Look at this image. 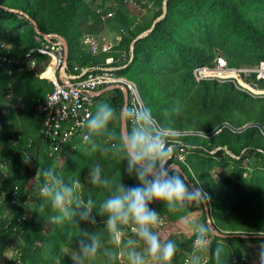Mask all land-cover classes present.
I'll return each mask as SVG.
<instances>
[{"label": "trees", "instance_id": "1", "mask_svg": "<svg viewBox=\"0 0 264 264\" xmlns=\"http://www.w3.org/2000/svg\"><path fill=\"white\" fill-rule=\"evenodd\" d=\"M163 1L134 0V6L124 0H0V57L12 61L5 66L0 62V264H56L57 258L60 264H71L79 227L100 234L101 247L88 264H119L120 260L128 264L120 253L128 239H135L133 225L124 226L123 242L115 245L104 230L106 217L96 213L116 185L122 182L128 188L139 184L128 175L123 155L106 151L118 139L96 138L95 150L86 142L75 150L49 155L43 142L44 116L36 106L52 91L47 77L50 72L42 78L37 75L50 58L39 57L34 69L23 64L24 54L48 39L37 35L24 15L7 9L23 12L42 34L65 40L68 71L75 65L81 69L118 68L115 74L137 86L144 106L152 109L160 125L170 131L208 136L176 137L188 146L191 172L176 160L175 148L169 161L180 166L189 183H200L209 196L207 205L215 229L232 236L221 238L209 231L204 264H216L211 252L217 246L223 249L221 264H232L234 259L238 264H250L252 248L259 251L264 244V239L254 238L264 235V96L253 97L231 82L196 83L193 77L195 68L212 67L217 57L225 58L233 68L264 60V0H167L165 16L137 39L162 15ZM108 12H113V17L103 20ZM107 29L121 37L111 52L92 55L82 46L84 36L100 38ZM2 44L7 49L1 48ZM110 57L113 63L106 65ZM256 86L264 90V81ZM97 100L116 109L117 118L110 128L119 133L122 92L106 91ZM97 164L110 186L92 183L89 171ZM39 168H53L65 183L80 182L81 198L86 202L91 195L96 204L94 225L81 221L78 226L75 217L61 225L47 223L52 213L50 207H41L43 177L35 181ZM13 191L17 192L15 199ZM29 195H33L30 201ZM150 208L165 222L157 224L154 231L162 240L170 239L177 245L171 264H184L193 253L196 230L190 232L191 223L206 224L203 204L192 202L178 212H169L156 202ZM24 210L27 219L18 224ZM13 249L16 254L7 259L6 253ZM137 250H141L139 245ZM106 251H112L114 258Z\"/></svg>", "mask_w": 264, "mask_h": 264}, {"label": "clouds", "instance_id": "2", "mask_svg": "<svg viewBox=\"0 0 264 264\" xmlns=\"http://www.w3.org/2000/svg\"><path fill=\"white\" fill-rule=\"evenodd\" d=\"M119 115L131 127L117 133L110 128L117 118L116 109L106 102L98 104L95 113L86 120L88 135L85 140L95 150L96 138L118 139L106 151L122 154L123 161H127L128 175L134 176L139 184L128 188L122 182L116 185L115 190L100 203L96 214L106 217L104 230L115 245L123 242L124 226L133 225L131 231L135 239H128L126 248L120 253L127 257L128 264H171L177 245L173 240H162L154 231L160 214L150 205L162 203L169 212H178L192 202L206 204L209 196L199 182L189 183L183 172L169 162L174 151L169 143L170 130L157 122L150 107L132 105L123 108ZM89 175L93 184L111 185L110 180L101 177L98 164L90 169ZM40 177H43L39 188L41 207H50L52 213L47 219L49 225H61L73 217L78 226L81 221L95 224L93 209L96 204L91 195L86 202L81 198L82 185L78 180L65 183L53 168H39L35 181L38 182ZM209 231L206 224L197 227L189 264H199L198 253L208 251ZM138 245L141 250H137ZM100 247L99 231L89 232L79 227V239L70 257L71 264H86L97 255ZM222 251V247L217 246L211 252L216 264H221ZM105 254L110 259L115 256L112 251ZM56 264H60L59 258ZM258 264H264V244L260 245Z\"/></svg>", "mask_w": 264, "mask_h": 264}, {"label": "built area", "instance_id": "3", "mask_svg": "<svg viewBox=\"0 0 264 264\" xmlns=\"http://www.w3.org/2000/svg\"><path fill=\"white\" fill-rule=\"evenodd\" d=\"M124 2L136 6L134 0H124ZM99 12L101 10H97V13ZM113 14V12H108L103 16V20L113 17ZM46 39H48L46 44L32 48L24 54L23 64L28 69H34L39 62V57L50 58L45 70L37 75L42 78L44 73L50 72L47 77L50 80L52 91L39 99L36 106L37 112L44 116L43 142L48 145L50 156L60 154L66 149L75 150L79 144L84 145L86 143L85 137L88 135L86 120L94 114L98 105L97 97L105 89L121 86L128 93L127 107L132 105L144 106L137 86L124 77L115 74V70L118 68L104 66L81 69L75 65L73 71H68L62 43L55 38H53L54 41L51 40L52 38ZM120 39V35H117L114 42L101 43L96 37L86 35L82 39V46L86 47L92 55L109 53L112 51L115 42H119ZM1 48L7 49L4 44L1 45ZM122 57H125V54L122 53ZM0 62L1 65L5 66L10 65L12 61L7 56H1ZM105 63L111 65L113 58H107ZM7 74L12 75V70L9 69ZM193 77L196 83L204 80L231 82L237 89L253 97L264 96V90H258L256 86L257 82L264 81V60H260L254 66L233 68L228 66L225 58L217 57L212 67L195 68ZM248 86H252L256 91H251ZM180 136H200L203 138H208V136L201 132L169 131V143L177 149L176 160L185 165L191 172L187 165L189 151L186 148L188 146L176 138ZM210 153L213 154L214 151ZM12 197L14 199L17 197L16 191H13ZM32 197L33 195H29L28 200L30 201ZM27 213V210L23 211L17 219L18 224H23L26 221ZM158 224L162 226L165 222L159 221ZM206 252L198 253L199 264L206 262ZM258 252L257 248H252L251 257L257 259ZM190 258L184 264H189ZM119 264L126 263L120 260ZM232 264H238V261L234 259Z\"/></svg>", "mask_w": 264, "mask_h": 264}, {"label": "water", "instance_id": "4", "mask_svg": "<svg viewBox=\"0 0 264 264\" xmlns=\"http://www.w3.org/2000/svg\"><path fill=\"white\" fill-rule=\"evenodd\" d=\"M166 2H167V0H164L163 1V13H162V15L153 22L152 27L148 31H146V32L142 33L141 35H139L137 37V39H139V38L143 37L144 35H146L147 33H149L154 28L155 24L165 16V13H166ZM7 10L10 11V12L17 13L19 15H24L27 19H29L30 22H31V24L33 25L34 31L36 32L37 35H39V36H41L43 38H55L58 41H60L62 43V45H63V48H64V52H65V62L67 63V60H68V46H67V43L65 42V40L61 36H58V35H44V34H42L38 30V27H37L36 23L32 19H30L28 16H26L23 12L17 11V10H13V9H7ZM133 44H134V42L131 44V51L133 49ZM114 89H118V90H120L122 92L123 98H124L123 108H127L128 93H127V91H126L125 88H123L121 86H114L112 88L105 89L103 91V93L106 92V91L114 90ZM122 129H127V121H125V120H123V119L120 118V131ZM173 165H175L179 171L183 172L181 170V168H180L179 165H176V164H173ZM203 206H204V210H205V214H206V224H207L209 230L211 231V233L213 235L218 236V237H221V238H229V237H232L230 235H226V234L219 233L215 229V226H214V224H213V222L211 220L210 211H209V208H208L207 203L206 204H203ZM235 236L236 237H239V238H249V236H246V235H235ZM254 238L264 239V235L263 236H255Z\"/></svg>", "mask_w": 264, "mask_h": 264}, {"label": "rangeland", "instance_id": "5", "mask_svg": "<svg viewBox=\"0 0 264 264\" xmlns=\"http://www.w3.org/2000/svg\"><path fill=\"white\" fill-rule=\"evenodd\" d=\"M106 31L111 32V34H110L109 36H105V37H104V34H105V33H104V34L102 35V37L97 38V39H98L101 43L114 42V38H113L114 35H113V32L110 31L109 29H107ZM102 39H105V40H102ZM199 225H200L199 221H194V222H192L191 225H190V227H189L190 232L195 231ZM15 252H16L15 249H13L12 252H11V251L7 252L6 255H5L6 258H7V259L11 258L13 255L16 254ZM248 254H249V253H248ZM0 260H1V258H0ZM90 260H93V259L90 258V259L86 262V264H88ZM248 262H249L250 264H258V260L255 259V258H253V257H251L250 254H249ZM150 264H151V262H150Z\"/></svg>", "mask_w": 264, "mask_h": 264}, {"label": "crops", "instance_id": "6", "mask_svg": "<svg viewBox=\"0 0 264 264\" xmlns=\"http://www.w3.org/2000/svg\"><path fill=\"white\" fill-rule=\"evenodd\" d=\"M110 34H111V32L106 31L105 34H104V37H105V36H109ZM113 35H114V34H113ZM115 36H116V35H114V37H115ZM101 37H102V36H101ZM102 40H105V39H102Z\"/></svg>", "mask_w": 264, "mask_h": 264}, {"label": "bare ground", "instance_id": "7", "mask_svg": "<svg viewBox=\"0 0 264 264\" xmlns=\"http://www.w3.org/2000/svg\"><path fill=\"white\" fill-rule=\"evenodd\" d=\"M248 88H249L251 91H253V92L256 91L255 88H253L252 86H248Z\"/></svg>", "mask_w": 264, "mask_h": 264}]
</instances>
